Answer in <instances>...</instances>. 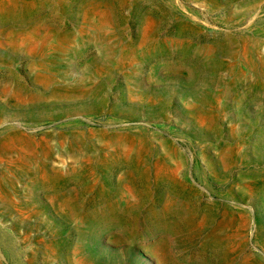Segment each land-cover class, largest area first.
Returning <instances> with one entry per match:
<instances>
[{
  "label": "rangeland",
  "instance_id": "1",
  "mask_svg": "<svg viewBox=\"0 0 264 264\" xmlns=\"http://www.w3.org/2000/svg\"><path fill=\"white\" fill-rule=\"evenodd\" d=\"M0 264H264V0H0Z\"/></svg>",
  "mask_w": 264,
  "mask_h": 264
}]
</instances>
